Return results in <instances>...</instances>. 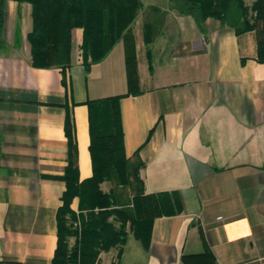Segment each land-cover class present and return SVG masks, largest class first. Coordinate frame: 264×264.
<instances>
[{"label": "crops", "instance_id": "1", "mask_svg": "<svg viewBox=\"0 0 264 264\" xmlns=\"http://www.w3.org/2000/svg\"><path fill=\"white\" fill-rule=\"evenodd\" d=\"M140 3L131 25L136 93L126 95L123 40L85 66L83 31L74 28L67 63L34 67L31 6L5 2L0 264H52L66 119L82 183L93 174L88 103L118 96L124 157L137 155L141 195L156 211L146 248L126 226L118 264H182L206 248L217 264H264V64L255 33L210 18L201 29L181 0ZM70 209L84 213L78 198Z\"/></svg>", "mask_w": 264, "mask_h": 264}, {"label": "trees", "instance_id": "2", "mask_svg": "<svg viewBox=\"0 0 264 264\" xmlns=\"http://www.w3.org/2000/svg\"><path fill=\"white\" fill-rule=\"evenodd\" d=\"M7 0H0V49L4 47L2 30L4 6ZM31 6L32 29L27 35L30 45L31 64L47 68L69 61L71 31H83L82 53L85 66L103 59L120 40L124 41L126 74L129 92L134 94L137 74L134 62V42L131 33L140 0H12ZM181 13L197 20L200 28L207 19H215L240 35L255 33L258 63L264 64V0H255L248 8L244 0H181ZM149 39L146 37V42ZM122 96L89 102L90 155L92 176L80 183L77 179L75 145L72 140V126L66 119L65 133L68 137V163L63 180L66 191L62 206L57 214V248L52 264H94L101 245L106 243L107 231L112 228L107 217H119L121 225L114 239L123 245L128 231L139 239L144 248L149 235L151 221L155 217V203L141 195L138 172L141 167L135 154L133 160L124 157L118 100ZM111 182L109 193H102L100 184ZM131 194V206L125 190ZM123 193V194H122ZM73 198L79 199L80 210H101L94 221L85 223L80 240L70 250L65 237L71 232L66 226V217L74 219L70 209ZM119 207L117 209H109ZM103 209V210H102ZM109 209V210H108ZM107 211V212H105ZM121 250H119L118 256ZM182 264H217L213 253L205 249L198 254L181 257ZM113 264H118L114 262Z\"/></svg>", "mask_w": 264, "mask_h": 264}, {"label": "rangeland", "instance_id": "3", "mask_svg": "<svg viewBox=\"0 0 264 264\" xmlns=\"http://www.w3.org/2000/svg\"><path fill=\"white\" fill-rule=\"evenodd\" d=\"M251 1L252 0H244L246 6L248 8H251L252 4L255 2V1H253V2H251ZM112 188H113V185L110 181L106 182V184H105V182H104V184L103 183L100 184V190L102 191V193H109ZM124 194H126L127 197H129V199H130L129 200V203H130L129 206L132 207L131 206V203H132L131 202L132 201L131 200V194H130L129 190L126 189ZM109 209L120 210L119 207H111ZM83 211H84L83 214H81V213L75 214L74 213L75 214L74 219H71L70 217H66V221H67L66 226L69 229V231L71 232L70 235L65 237V241L67 243L69 250L71 248H73L75 245H77L78 241L80 240V232L83 228V225L85 223H89L91 221H94L96 219V217L98 216V214L100 212H102L101 210H98V209H95L93 211H89V210H83ZM105 212H107V211H105ZM106 221L108 223H110L109 225L111 226L112 231H111V229L107 231V235L105 238L106 243L105 244L103 243L101 245V247L99 249H97L99 251H98L97 259H96L94 264H109L107 262H110L111 257H112V259H111L110 264H113L114 262H116V260L118 258L117 256H118L119 250H121V247H122V245L114 243V239L116 238V234H117L119 227L121 225V221H120L119 217H114V216L107 217ZM126 231H127V228L125 229V232Z\"/></svg>", "mask_w": 264, "mask_h": 264}]
</instances>
